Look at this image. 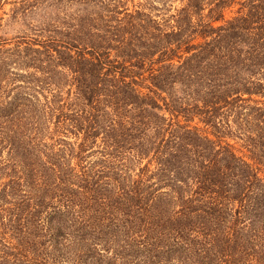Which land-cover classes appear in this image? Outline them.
<instances>
[{
	"label": "trees",
	"instance_id": "16d2710c",
	"mask_svg": "<svg viewBox=\"0 0 264 264\" xmlns=\"http://www.w3.org/2000/svg\"><path fill=\"white\" fill-rule=\"evenodd\" d=\"M126 1L16 2L0 264H264V0Z\"/></svg>",
	"mask_w": 264,
	"mask_h": 264
},
{
	"label": "rangeland",
	"instance_id": "374dc122",
	"mask_svg": "<svg viewBox=\"0 0 264 264\" xmlns=\"http://www.w3.org/2000/svg\"><path fill=\"white\" fill-rule=\"evenodd\" d=\"M18 0H2V7L0 9V38H7L13 44L17 37H24V40L34 39V32L31 29L36 19L37 9L22 10L16 9ZM142 0H127L126 4L130 9L137 6L138 2ZM155 9H150L149 12L153 18L159 21L163 16H167L172 8L179 6V0H168L165 4L161 2H153ZM36 13V14H35ZM171 13V12H170Z\"/></svg>",
	"mask_w": 264,
	"mask_h": 264
}]
</instances>
